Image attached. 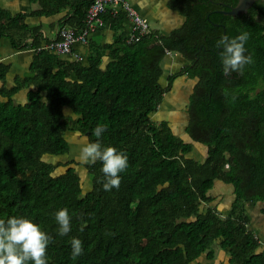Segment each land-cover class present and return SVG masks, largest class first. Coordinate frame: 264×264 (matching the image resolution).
<instances>
[{
    "label": "trees",
    "instance_id": "1",
    "mask_svg": "<svg viewBox=\"0 0 264 264\" xmlns=\"http://www.w3.org/2000/svg\"><path fill=\"white\" fill-rule=\"evenodd\" d=\"M93 1L28 0L33 10L18 13L0 4V50L7 39L14 50L36 52L11 87V67L0 64V219L27 218L52 236L48 264H206L199 260H215L216 245L228 264H264V243L248 212L264 204V4L231 16L224 12L239 0H170L183 22L169 34L152 30L127 43L128 29L112 45H94L86 63L41 50L52 40L29 18L67 11L59 27L79 31ZM109 19L129 26L125 13ZM245 32V55L254 62L231 79L220 73L224 91L213 90L212 73L223 72L218 40ZM169 53L185 65L163 86ZM185 74L200 79L186 107L189 140L153 120ZM23 92L24 103L17 98ZM98 125L106 126L99 138ZM69 132L127 155L118 189H103L99 160L54 162L71 154ZM197 145L205 148L202 159ZM72 165L92 176L91 191ZM221 184L233 189L227 216L211 206ZM63 208L71 231L60 236L55 213ZM73 238L83 245L75 259Z\"/></svg>",
    "mask_w": 264,
    "mask_h": 264
},
{
    "label": "clouds",
    "instance_id": "2",
    "mask_svg": "<svg viewBox=\"0 0 264 264\" xmlns=\"http://www.w3.org/2000/svg\"><path fill=\"white\" fill-rule=\"evenodd\" d=\"M249 39L248 33H241L235 38L222 36L217 47L221 48V63L226 76L233 72L241 73L246 65L252 64L251 55H245V44ZM171 54V53H170ZM169 55V54H168ZM106 130V126L98 125L94 134L99 138ZM81 160L95 163L102 162V172L105 177L103 189L111 191L121 184L120 173L128 167V157L118 152L114 147H102L100 142L87 143L81 150ZM55 220L59 225L58 234L65 236L71 231L72 217L67 208L55 213ZM53 237L43 231L41 227L27 218L11 217L6 221L0 219V264H48L47 249ZM72 258L83 253L82 241L78 238L71 240Z\"/></svg>",
    "mask_w": 264,
    "mask_h": 264
},
{
    "label": "rangeland",
    "instance_id": "3",
    "mask_svg": "<svg viewBox=\"0 0 264 264\" xmlns=\"http://www.w3.org/2000/svg\"><path fill=\"white\" fill-rule=\"evenodd\" d=\"M149 1L151 0H144L143 4L146 8L150 7ZM0 4L4 7V0H0ZM140 10V9H138ZM142 16V15H141ZM167 19L166 24L161 23V16L160 12L151 14L149 18V23L153 28H159L156 24H161V29L165 33H170L173 29L181 26L183 22V17L180 16L177 12L170 10L167 12V15H164ZM159 19L156 21L155 19ZM171 19V24L169 22ZM261 20V19H260ZM177 59V55L172 53L168 55V58L165 60L164 63V76L162 78L163 86H168L169 77L172 73H179L182 65L184 64L181 59ZM176 60V61H174ZM181 66V67H180ZM195 85V81L192 80L188 75H182L181 77L177 78L172 89L166 94L163 103L160 105L158 112L153 115V120L157 123L162 121H166L170 124L173 128L174 132L184 138L189 140L186 136L185 127L188 121V115L186 113V107L189 102V95L192 92V88ZM21 100L22 96L20 97ZM22 102V101H20ZM67 112L70 113V110L67 109ZM67 139L71 145V154L68 157L60 158L59 160H54L55 163H67L70 160H75L79 163H83L85 165L91 164V162H84L81 160V150L82 148L88 143L86 137L80 136L78 133L69 132L67 134ZM205 154V148L202 145H197L195 156L196 158H203ZM72 167H76L72 165ZM80 175L82 176V180L84 181V189L86 192L92 190V176L86 172L84 166L76 167ZM65 168H59V170H64ZM65 172V171H64ZM61 171L58 175L64 173ZM233 189L229 186H224L221 184L219 188L214 191L215 200L212 203V207H216L224 216H227L228 212L231 209V204L233 201ZM264 204L260 203L256 206L249 207L248 212L251 218V225L250 229L255 232V234L260 238V240L264 243ZM215 250V260L210 261L204 256L199 261L206 263V264H228L229 263V255L226 250L221 249L218 245L214 246Z\"/></svg>",
    "mask_w": 264,
    "mask_h": 264
},
{
    "label": "crops",
    "instance_id": "4",
    "mask_svg": "<svg viewBox=\"0 0 264 264\" xmlns=\"http://www.w3.org/2000/svg\"><path fill=\"white\" fill-rule=\"evenodd\" d=\"M126 1L129 2L131 6H133L134 9L144 18H146L148 21L149 18L151 17V14L155 12L156 13L160 12L161 23L163 25L166 24L167 19L164 17V15H167V12H170V9L168 7L170 0H151L149 1L150 7L147 8L144 5H147L148 2L143 4L144 0H126ZM4 8H7L14 13L31 12L33 10V7L30 5L28 0H4ZM66 12L67 11H64L61 14H57L51 17H31L29 18V22L34 25H43L44 28L42 29V34L45 36L47 40H54L56 39L58 30L60 29L59 20H61L62 16ZM155 20L156 21L158 20V22L160 23V20L158 18ZM168 22L169 25H172L171 19ZM156 25L159 28L151 27L152 30H159L160 32L165 33L161 29V24H156ZM127 30L128 27L126 24L123 23L114 24V22L111 19H109L105 23L104 27H102L100 30H98L96 33H94L91 36L88 45L83 46L78 44L75 46V51L76 53L83 56L82 62L86 63L88 61L89 55L91 54V48L94 45L99 44L101 47H105L106 45H112L120 38V35H122V33H124V31ZM0 51H1L0 64L9 65L11 67L8 75V85L9 87H11L17 76H23L29 71L30 66L33 63L36 52L32 48L22 51L14 50L7 39H4ZM178 57L179 56H177V59ZM62 58L75 61V58L66 55L62 56ZM109 61H110L109 57H106L105 63H108ZM72 78L75 80L76 76H73ZM21 96L23 100L20 99ZM17 98L19 101H22L23 103L26 102V98H27L26 93L25 92L20 93L17 96Z\"/></svg>",
    "mask_w": 264,
    "mask_h": 264
},
{
    "label": "built area",
    "instance_id": "5",
    "mask_svg": "<svg viewBox=\"0 0 264 264\" xmlns=\"http://www.w3.org/2000/svg\"><path fill=\"white\" fill-rule=\"evenodd\" d=\"M125 13L129 26V38L127 43L139 42L144 37L152 34L149 21L141 16L126 0H94L89 8L84 27L76 31L72 28H60L56 39L45 44L41 50L51 51L57 55H66L82 62L83 56L76 53L75 46L89 44L91 36L105 24L104 16L111 15L113 18ZM170 54V53H169Z\"/></svg>",
    "mask_w": 264,
    "mask_h": 264
},
{
    "label": "water",
    "instance_id": "6",
    "mask_svg": "<svg viewBox=\"0 0 264 264\" xmlns=\"http://www.w3.org/2000/svg\"><path fill=\"white\" fill-rule=\"evenodd\" d=\"M258 1L264 4V0H239L235 7H231L230 11L224 12V14L231 16L246 14L249 9Z\"/></svg>",
    "mask_w": 264,
    "mask_h": 264
},
{
    "label": "flooded vegetation",
    "instance_id": "7",
    "mask_svg": "<svg viewBox=\"0 0 264 264\" xmlns=\"http://www.w3.org/2000/svg\"><path fill=\"white\" fill-rule=\"evenodd\" d=\"M220 73H224V72H215V73H212V78L214 77V79H213V90H217L218 92H223L224 91V88L223 87H221L219 84H217L218 82H217V78L219 77V74ZM224 76H226L225 74H224ZM227 78H229V79H231V78H233L234 77V73H231L230 75H228V76H226ZM198 80H200V79H198ZM198 80H196L195 81V85H198V83H199V81Z\"/></svg>",
    "mask_w": 264,
    "mask_h": 264
}]
</instances>
